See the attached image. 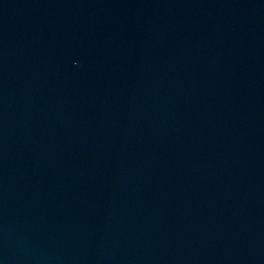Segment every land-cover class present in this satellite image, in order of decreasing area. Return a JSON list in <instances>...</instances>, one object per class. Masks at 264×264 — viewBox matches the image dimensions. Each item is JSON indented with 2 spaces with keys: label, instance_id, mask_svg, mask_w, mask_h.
Listing matches in <instances>:
<instances>
[{
  "label": "water",
  "instance_id": "water-1",
  "mask_svg": "<svg viewBox=\"0 0 264 264\" xmlns=\"http://www.w3.org/2000/svg\"><path fill=\"white\" fill-rule=\"evenodd\" d=\"M0 264H264V0H0Z\"/></svg>",
  "mask_w": 264,
  "mask_h": 264
}]
</instances>
